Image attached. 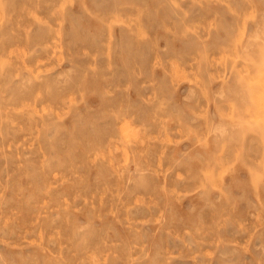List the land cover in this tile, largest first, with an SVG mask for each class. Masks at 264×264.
<instances>
[{
	"label": "rangeland",
	"instance_id": "1",
	"mask_svg": "<svg viewBox=\"0 0 264 264\" xmlns=\"http://www.w3.org/2000/svg\"><path fill=\"white\" fill-rule=\"evenodd\" d=\"M0 264H264V0H0Z\"/></svg>",
	"mask_w": 264,
	"mask_h": 264
},
{
	"label": "bare ground",
	"instance_id": "2",
	"mask_svg": "<svg viewBox=\"0 0 264 264\" xmlns=\"http://www.w3.org/2000/svg\"><path fill=\"white\" fill-rule=\"evenodd\" d=\"M3 84V83H2Z\"/></svg>",
	"mask_w": 264,
	"mask_h": 264
}]
</instances>
